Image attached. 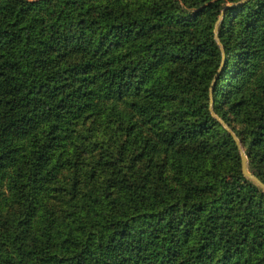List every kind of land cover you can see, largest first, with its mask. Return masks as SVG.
Returning a JSON list of instances; mask_svg holds the SVG:
<instances>
[{
	"label": "trees",
	"instance_id": "16d2710c",
	"mask_svg": "<svg viewBox=\"0 0 264 264\" xmlns=\"http://www.w3.org/2000/svg\"><path fill=\"white\" fill-rule=\"evenodd\" d=\"M240 1L0 0V264H264L220 122L264 183V0Z\"/></svg>",
	"mask_w": 264,
	"mask_h": 264
},
{
	"label": "water",
	"instance_id": "95a60500",
	"mask_svg": "<svg viewBox=\"0 0 264 264\" xmlns=\"http://www.w3.org/2000/svg\"><path fill=\"white\" fill-rule=\"evenodd\" d=\"M246 1H247V0H241L240 2H238V3L234 4V5H240V4H243V3L246 2ZM230 5H232V4H230ZM226 7H227V6H226ZM226 7H225V8H226ZM225 8L222 9V11H221V13H220V15H219L218 21H217V23H216V27H215V37H216L217 42H218V44H219V46H220L221 53H222V58H223V56H224V53H223V48H222V46H221V43H220V41L218 40V37H217V34H216V33H217V29H216V28H217V24H218L219 20H220V19L222 18V16H223V12H224ZM222 65H223V59H222V62H221V64H220V67H219L217 73L215 74V76H214V78H213V80H212V82H211L210 88H209V90H210V92H209V96H210L209 109H210V112L212 113V115H213L214 117H216V118H217V115L214 113V111H213V109H212V103H213V100H212V88H213L214 82H215V80L217 79L218 74H219V72H220V70H221V68H222ZM219 120H220V119H219ZM220 122L225 126V128L228 130V132L231 134V136L233 137L234 141H235L236 144L238 145V149H239L240 157H241V171H242V174H243L246 178H248L249 180H251L252 182H254L256 185H258V186L264 191V183H263V182H262L257 176H255L254 174H252V173L249 171V169H248L247 156L245 155L243 149L241 148V145H240V141H239V139H238V138L236 137V135L232 132V130L226 126V124H225L222 120H220Z\"/></svg>",
	"mask_w": 264,
	"mask_h": 264
}]
</instances>
